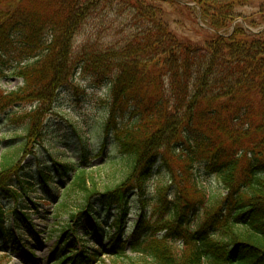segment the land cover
Listing matches in <instances>:
<instances>
[{
	"label": "trees",
	"instance_id": "obj_1",
	"mask_svg": "<svg viewBox=\"0 0 264 264\" xmlns=\"http://www.w3.org/2000/svg\"><path fill=\"white\" fill-rule=\"evenodd\" d=\"M159 1L180 9L191 10L188 3L199 6L211 31L205 42L175 34ZM251 1L0 0V79L16 64L24 80L16 90H0V115L34 104L13 117L27 125L15 156L30 143L41 144L44 114L76 74L109 89L104 132L115 135L120 154L108 162L120 170L121 180L89 187L86 153L82 165L53 160V169L38 173V183L46 187L55 172L84 191L85 207L70 215L72 223L89 214L94 200L101 203L99 212L117 213L112 248L105 253L142 264H264V32H247L238 24L228 33L237 8ZM117 6L131 7L138 23L120 39H106L113 23L99 17ZM259 15L264 24V1ZM106 148L105 143L103 155ZM15 156L4 155L0 162V192L14 201L13 209L37 186ZM198 166L216 178L217 190L200 182ZM155 170H165L171 186L158 191L153 201L157 220L150 222L147 186ZM134 194L140 209L127 242L122 236ZM9 211L0 199V244L5 240L17 250L22 239L13 227L38 233L26 213L10 226ZM77 230L71 224L59 230L55 263L102 260L84 249L67 254L63 238ZM126 247L133 256L126 255Z\"/></svg>",
	"mask_w": 264,
	"mask_h": 264
},
{
	"label": "rangeland",
	"instance_id": "obj_2",
	"mask_svg": "<svg viewBox=\"0 0 264 264\" xmlns=\"http://www.w3.org/2000/svg\"><path fill=\"white\" fill-rule=\"evenodd\" d=\"M264 0H253L247 5L240 6L236 11V18L232 22L233 27L242 24L247 32H264V24H260L259 6ZM162 6L163 17L170 29L181 37H187L197 43H204L210 35V28L203 21L200 7L191 6V10L180 9L176 4L169 1H159ZM186 5V4H184ZM189 6V5H187ZM132 8L117 6L114 9H106L99 17L111 20L113 27L111 35L106 39H120L128 33L131 27L135 28L138 21L131 18ZM99 26V20L94 21ZM232 27V28H233ZM92 28L88 29V32ZM226 32L225 30H222ZM232 33V29L228 30ZM223 33V32H222ZM100 34V30H99ZM84 35L78 36L77 42L82 41ZM17 65H10L6 75L0 79V90L12 91L20 88L24 84L23 78L16 74ZM109 97L107 85H94L93 81L83 73L76 74L74 80L63 86L59 91L56 102L52 110L48 108V113L44 118L45 129L44 138L41 144L34 147L30 143L28 150L22 154H15L19 150L20 144L27 135V125L23 120L15 121L14 116L21 115L29 111L34 104H20L8 109L0 115V162L4 155L18 158V165L24 167L22 173H28L30 178L37 179V186L25 200H20L19 207L14 208V201L5 197L0 192V199L9 211V225H14L20 217L18 214L26 213L31 219L34 231L16 230V236L22 240V247L17 250H10L11 243L5 240L1 242L4 247L0 251V264H57L56 255L53 250L60 240L59 230L66 229L68 225H73L78 232L75 236L66 234L64 241L68 239L67 254L74 249H84L89 253L98 255V262L92 264H142L124 257L116 258L111 253H105L112 248L114 229L112 214L99 212L102 209L101 203L94 200L92 210L83 216L78 222L72 223L70 215L85 207L84 191L78 186H73L72 179H61L54 172V182L50 187H46L39 181V169H53V160L73 161L82 165L84 153L90 157V166L87 167V185L89 187L103 188L106 185H116L122 178L120 170H116L108 162L109 157H116L120 154L116 145L115 135L106 136L104 132L107 120V107L105 101ZM50 111V112H49ZM13 119V120H12ZM106 143V153H101V147ZM195 175L200 182L208 188L217 190L220 185L213 175L205 172L203 167L195 169ZM171 181L165 170H155L154 175L147 186V209L146 218L150 222H155L157 216L153 215L154 204L160 189L170 188ZM68 192L64 193L65 188ZM171 190V189H170ZM171 193V192H170ZM42 197H48L52 202ZM15 210V214L13 210ZM140 205L138 197L134 194L130 206L129 214L124 223L123 241L131 242V233L134 223L138 219ZM95 212L99 214L96 215ZM111 215V216H110ZM21 218H23L21 216ZM16 224V223H15ZM30 222L23 220L21 225L28 227ZM61 241V240H60ZM61 247V245H59ZM128 247V246H127ZM126 247V255L133 256ZM63 264H73L72 261ZM80 264V263H75ZM86 264V263H84Z\"/></svg>",
	"mask_w": 264,
	"mask_h": 264
}]
</instances>
